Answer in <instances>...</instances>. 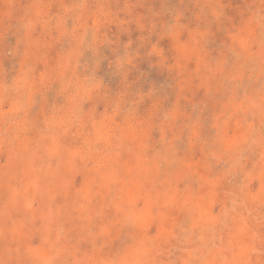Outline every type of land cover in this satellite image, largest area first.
Listing matches in <instances>:
<instances>
[{
  "label": "rangeland",
  "instance_id": "374dc122",
  "mask_svg": "<svg viewBox=\"0 0 264 264\" xmlns=\"http://www.w3.org/2000/svg\"><path fill=\"white\" fill-rule=\"evenodd\" d=\"M241 263L264 0H0V264Z\"/></svg>",
  "mask_w": 264,
  "mask_h": 264
},
{
  "label": "bare ground",
  "instance_id": "6f19581e",
  "mask_svg": "<svg viewBox=\"0 0 264 264\" xmlns=\"http://www.w3.org/2000/svg\"><path fill=\"white\" fill-rule=\"evenodd\" d=\"M227 201V200H226ZM232 202V201H231ZM230 210V209H229ZM240 210V209H239ZM227 211V210H226ZM246 224V223H245ZM255 235V234H254ZM239 239V238H238ZM242 264V263H241Z\"/></svg>",
  "mask_w": 264,
  "mask_h": 264
}]
</instances>
